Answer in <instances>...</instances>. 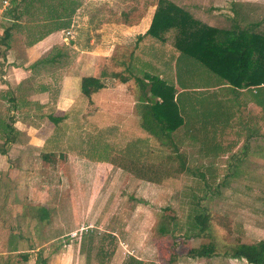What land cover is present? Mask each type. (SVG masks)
<instances>
[{
    "label": "rangeland",
    "instance_id": "obj_1",
    "mask_svg": "<svg viewBox=\"0 0 264 264\" xmlns=\"http://www.w3.org/2000/svg\"><path fill=\"white\" fill-rule=\"evenodd\" d=\"M190 1L198 3L202 14L211 4L227 7L220 0ZM235 1L242 6L245 2L252 3L249 6L252 13L245 14V21L264 14V0H260L261 6L253 0ZM103 3L110 7L101 8ZM153 3L154 0L147 4L144 0H90L81 8L80 0L67 29L71 36L63 34L68 41L61 46L56 43L52 50L61 48L65 56L72 57L70 53H75L77 57L80 49L87 48L85 45L89 46L96 37L97 22L104 25L114 19L117 24L120 21L130 24L143 11L151 14ZM105 26L109 31V25ZM19 45L18 49L23 50ZM159 48L163 53L155 59L158 62L166 59L165 66L158 69L167 70L166 79L171 83L176 81L178 87L192 88L194 82L207 84L208 79H220L197 60L181 55L171 44ZM156 51L152 48L149 54L155 56ZM176 51L178 58L172 54ZM115 62L120 63L115 71L127 76L132 75V70L142 76L143 69H152L151 65L145 67L147 64L137 68L135 61ZM101 71L104 82L113 78L111 69ZM136 85L133 83V89ZM189 112L193 114L192 109ZM88 120L82 124L86 126V134L74 137L71 133L62 142L60 134H65V127L55 134L57 138L49 147L36 150L30 171H0V264L6 256H12L10 264H13L20 259L19 252H28L33 257L38 251L44 264H121L128 255L137 257L143 264H251L225 255L224 251L236 242L255 243L264 239L263 111L260 136L230 133L235 138L216 139L220 143L217 150L203 147L201 150L188 137L177 140L178 150L166 145L160 148L158 140L143 138L141 134V139H135L138 142L131 143L134 139L91 129L93 123ZM69 123L71 127L80 125L70 119ZM106 123L103 121L100 126L104 128ZM2 124L0 140L4 141V132L9 128ZM123 135L129 137L127 133ZM197 135L200 136L199 132H195L194 136ZM126 144L136 146L128 152ZM46 153H52L50 161L44 160ZM179 155L185 163L183 169ZM9 158L14 161L13 153ZM40 207L48 211L44 218L40 217ZM193 208L209 214V236H182ZM162 223L174 230L160 234ZM88 229L96 234L81 238ZM210 241L215 244L217 255L211 258L187 255L190 248ZM88 246L92 248L90 251ZM98 248H102L101 253H97ZM26 264H33L32 258Z\"/></svg>",
    "mask_w": 264,
    "mask_h": 264
},
{
    "label": "crops",
    "instance_id": "obj_2",
    "mask_svg": "<svg viewBox=\"0 0 264 264\" xmlns=\"http://www.w3.org/2000/svg\"><path fill=\"white\" fill-rule=\"evenodd\" d=\"M3 1L0 0V36L3 24L7 25L9 21L3 13L12 4V0H7L10 3L7 5H4ZM89 1L82 0L81 8H85L83 5ZM220 1L227 4V7L219 8L211 4L204 14L197 6L198 3L195 5L189 0L178 4H185L184 6L197 18L210 25L224 27L226 24L225 27H229L233 16L230 9L231 1L235 0ZM148 2L144 0V3ZM253 2H257V6L263 4L260 0ZM156 4L157 0H154L151 14L143 11L130 24L121 21L117 24L114 19H110L104 25L97 22L94 25L96 37L89 46L85 45L87 48L80 49L77 57L74 56V52V54L70 53L72 57L65 56L61 48L52 50L56 43L61 46L63 45L61 43L65 44V41H68L63 37L68 27L52 31L39 41L28 45L25 26L29 23L23 18L18 33L14 31L12 34L6 51L0 52V122L9 128L4 132L5 134L2 133L5 140H0V171H30L32 162L35 163L32 156L37 154L36 150H45L47 145L49 147V143H53L57 138L55 134L65 127V134H60L62 142L70 137L71 133L74 137L86 134V126L82 124L86 123L87 119L93 123L91 129L105 131L110 136L118 134L122 138L134 140L141 139V135L143 138L150 137L156 140L162 137L163 131L158 126H154L157 121L146 118L144 106L148 104L147 101L137 100L142 95V91L134 79L151 74L169 82L166 79L169 75L168 71L158 69L160 65L165 66L166 58L161 62L155 59L163 53L159 47L165 49L166 43L158 42L146 33ZM105 7L110 5L103 3L101 8ZM214 15L218 17L215 18ZM105 25H109V31L105 30ZM107 37H111V40L105 41ZM18 38L24 40L18 42ZM19 43L23 46V50L18 49ZM152 48L158 50L155 56L149 54ZM177 53L178 51L172 54L177 55L178 58L180 56ZM170 58L176 57L170 56ZM120 59L127 63L135 61V67L151 65L152 69L150 71L143 69L142 76H137L135 70H132V75L127 76L123 72L115 71L119 70L120 64L115 60L120 61ZM102 69H111L110 74L113 78L110 81L104 82L101 77ZM207 82V84L194 82L192 88L178 87L176 81L169 82L175 86L177 94L190 92L188 102L193 110V132H199L201 137L220 139L235 138L230 133L239 132L245 133L244 137L252 134L260 136L262 109L255 102L256 86L231 87L221 78L219 80L211 78ZM133 83L136 89H133ZM53 117H61V121L56 125ZM69 119L70 122L80 125L71 127ZM103 121L107 122L104 128L100 126ZM131 121H134V125L137 124L133 126ZM121 132L127 133L129 137H125ZM159 146L161 148L164 145L159 142ZM12 153L14 161L11 162L9 157Z\"/></svg>",
    "mask_w": 264,
    "mask_h": 264
},
{
    "label": "trees",
    "instance_id": "obj_3",
    "mask_svg": "<svg viewBox=\"0 0 264 264\" xmlns=\"http://www.w3.org/2000/svg\"><path fill=\"white\" fill-rule=\"evenodd\" d=\"M11 3L3 13L9 21L7 25L2 26L1 53L6 51L12 34L21 27L23 18L29 23L25 26L28 39L26 43L31 45L52 31L69 27L80 0H12ZM249 6H253L252 3L245 2L242 6L236 1H231L232 24L229 27H218L197 18L186 6L179 5L174 0H157L146 33L158 42L171 44L181 55L197 60L231 87L256 86L255 102L264 112V14L255 21L244 22L245 14L252 13ZM122 79L126 78L122 77ZM134 79L142 91V95L137 100L148 103L144 106L146 118L156 120L154 126H158L163 131L162 137L158 140L160 143L172 147V150H178L177 140L188 137L200 145L201 150L202 147L205 150L220 149L216 137L194 136L193 114L189 112L192 109L188 102L189 91L177 94L173 84L156 75L145 74V77ZM52 119L56 125L61 121V117ZM7 139L9 140V137ZM133 141L138 142L137 140L129 142ZM135 146L126 144L125 150L129 152ZM51 155L52 153L44 154V160L50 161ZM127 156L130 157V153ZM179 158L180 167L183 169L184 160L180 155ZM197 175L204 176L203 173L198 172ZM39 211L41 218L48 215L45 207H40ZM187 223L188 228L182 233L185 238L210 235L209 214L204 210L193 208ZM173 230L174 228H169L166 223L159 226V233L162 235H167ZM89 234L94 235L96 232L88 229L81 238ZM88 249L90 251L91 246L90 248L88 246ZM101 252L102 248H98L97 253ZM224 253L245 259L251 264H264V239L255 243L236 242ZM217 254L216 246L212 241L190 248L187 253L193 258H211ZM17 255L20 259L13 264H26L31 258L33 264H44L45 261L39 251L33 257L28 252H19ZM6 257L2 264L11 263L12 256ZM1 260L0 256V262ZM121 264H143V262L133 255H128Z\"/></svg>",
    "mask_w": 264,
    "mask_h": 264
},
{
    "label": "built area",
    "instance_id": "obj_4",
    "mask_svg": "<svg viewBox=\"0 0 264 264\" xmlns=\"http://www.w3.org/2000/svg\"><path fill=\"white\" fill-rule=\"evenodd\" d=\"M3 4H4V5H7V4H8V1H7V0H4V1H3ZM65 34H66V36H67V35L71 36V31H68V30H67V31L65 32Z\"/></svg>",
    "mask_w": 264,
    "mask_h": 264
}]
</instances>
